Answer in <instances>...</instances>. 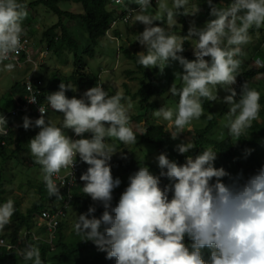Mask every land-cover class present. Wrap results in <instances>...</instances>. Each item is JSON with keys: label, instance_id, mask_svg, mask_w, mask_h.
<instances>
[{"label": "clouds", "instance_id": "clouds-1", "mask_svg": "<svg viewBox=\"0 0 264 264\" xmlns=\"http://www.w3.org/2000/svg\"><path fill=\"white\" fill-rule=\"evenodd\" d=\"M112 1L109 6H114L109 9L123 11L120 10L122 0ZM133 2L138 5L136 9L123 11V16L113 21L106 35L118 22L124 23L122 18L132 11L131 20L145 26L136 41L146 48V52L136 55L142 69L158 67L163 72L171 61H178L183 68L182 73L175 74L176 80L169 90L159 85L164 94L154 97L160 107L147 116L151 119L149 126L158 127L161 134H170L173 140L179 139L184 130L187 132L186 127L193 126L195 130L201 124L205 131H196L193 141L176 146V151L186 157L183 164L171 161L164 152L156 157L159 175L153 174L147 165L140 166L133 174H126L124 170L112 174L113 160L127 157H116L115 150L120 147L113 141L109 144L108 139L115 138L122 146L135 143L143 148L136 143L134 127L145 122L142 136L148 128L146 119L130 120L135 112L128 115L130 105L121 103L124 96L119 92L109 96L101 81L85 93L72 83L61 82L59 91L48 95L45 87L53 76L49 80L39 77L38 64L33 66L32 75L42 85L35 84L34 94L30 93L26 76L20 82L23 96L11 89L8 95L14 104L0 116V137L12 134L16 140L24 128H31L32 139L28 143L31 154L22 152L17 156L24 165L42 170L40 182H45L48 195L55 201H48L44 210L35 212L28 224L22 222L20 216H27L40 196L35 191L37 197L31 206L22 208L8 192L11 180L17 181L15 166L19 170L23 166L17 160L15 165L4 168L8 178L0 188L3 190L0 250L13 257L0 264H54L55 242L60 236L71 239L73 246L82 244L81 251L69 256L66 264H264V158L256 157L262 160L259 164L250 154L243 153L235 161L220 149L229 137L240 147V139L247 136L246 130L252 122L261 131L255 137L264 141L260 93L250 88L258 84L253 79H242L239 71L243 66L249 69L244 63L245 47L254 42L250 53L254 49V56L261 57L259 51L264 54V33L261 32L264 0H230L223 8L207 0L212 19L202 28L191 27L187 36L172 34L170 29L178 22L179 15H190L189 0H172L171 6L166 0ZM155 4L157 12L153 15L148 10ZM27 15V6L20 0H0V64L18 54L25 27L22 22ZM161 15H166L168 28L153 26ZM191 15L195 16L196 12ZM186 40L196 41L192 61L180 55ZM41 53H45L44 59L48 50ZM255 64L252 69H260L264 61L257 58ZM14 67V63H8L4 70L12 71ZM177 80L182 82V87H177ZM217 86L224 89L222 103L227 104L220 112L213 107L217 125L208 130V123L191 124L202 116L203 100L217 101L218 95L214 94ZM73 88H78L83 95L76 98ZM69 90L73 91L72 98L66 95ZM168 92L179 97L175 110L166 107ZM29 103L34 104L29 107ZM51 112L63 115L61 127L53 124L55 118L47 120ZM22 114L33 117L23 120ZM65 130L73 132L71 137ZM249 137L252 139V134ZM1 144L7 146L5 141ZM16 150L15 144L9 146L10 152L16 154ZM250 152L254 154L253 146ZM161 178L169 183L162 187ZM126 181L128 186L113 206V192L121 190V184ZM25 182L29 180L20 184ZM75 192L80 196L85 193L101 204L102 215L96 217V207L90 206L86 198L76 197ZM92 244L100 252L85 262Z\"/></svg>", "mask_w": 264, "mask_h": 264}, {"label": "trees", "instance_id": "trees-1", "mask_svg": "<svg viewBox=\"0 0 264 264\" xmlns=\"http://www.w3.org/2000/svg\"><path fill=\"white\" fill-rule=\"evenodd\" d=\"M73 2L81 4L83 7L82 13H71L69 11H63L59 8V4L61 2ZM112 0H35L30 6L27 8L30 9L32 5H39L43 4L46 6L47 9H49L51 12L56 14L59 17V22L49 29H47L43 34V41L47 43V49L50 52H53L55 55L60 56L65 50H70L74 52V69L69 77H61L59 73H56L53 75V77L50 79V82L45 87V93L52 94L57 91H59V85L61 82L65 83L66 85L73 84L76 87H78L83 93H85L87 90L95 87L99 82L100 79L98 76L86 71L87 69V63L83 59L82 54H86L89 56V58L95 57V48L98 46V42L102 37L106 36L107 31L110 29L111 24L114 20L117 19V16H123L125 12L115 10V9H109L108 5L110 4ZM207 1V0H206ZM225 0H212L213 5H216L217 7L223 8V2ZM21 3H26L21 0ZM233 2V1H232ZM231 2V3H232ZM230 3V2H229ZM204 12L201 16V25H205L207 21L212 19L210 16V7L208 3H206L204 6ZM66 18L69 22H79L84 27L85 31L87 32L88 39H87V46L84 50H80L78 47V41L77 39L70 34L67 26L63 23V19ZM178 18L180 19L181 23L186 24L187 23V16L179 15ZM162 20V19H160ZM261 27H264L263 25ZM253 29H257L255 26H253ZM185 36H187V30L185 27ZM60 32V33H59ZM251 32V30H249ZM261 32L264 33V29H261ZM191 46V43L189 40L184 41V52L180 53L183 57L188 59L189 61H192L195 59L194 53L192 51H189V48ZM124 54L135 63L140 68V71L143 72L142 69L143 66L139 65L137 63L138 57L136 56L138 54L137 51L134 53H131L128 50H123ZM259 56L264 58V54L259 51ZM238 58H241L238 56ZM210 60V58H206ZM177 61H174L176 63ZM239 71H241L240 77L242 79H246L247 81H251L252 79L255 80V83L258 85H255L250 88H255L260 93V101L262 104L261 108V116L264 117V66L260 69H246L243 66V69L239 68ZM130 73H132L130 71ZM148 75V74H146ZM258 75H262V78H257ZM149 76V75H148ZM150 76H154V78H151L149 82L142 81L141 88L134 94H131L129 90L126 91V94L124 95V98L121 102H123L127 97H131L132 100H137L139 105V114H135L133 116H130V120L133 119L135 121H145V118L150 115V112L153 110L158 109L160 106L157 104V102L154 100V97L162 96L164 94V90L159 86L158 82L155 79V74L150 73ZM21 84L15 83L12 87V92H20L22 96L24 95V91H21ZM23 87V86H22ZM127 87V86H126ZM128 88V87H127ZM66 95L69 98L73 97V91L69 90L66 92ZM18 100H21L20 98ZM14 103L10 102V106L7 105H0V116L2 113H5L9 111V107H11ZM213 102L208 100H203V114L198 119L200 123H204L209 125V128L212 126H216L218 123L217 116L215 114ZM223 114H225V111H223ZM23 120L25 117H28L29 119L33 117L32 114H26L23 115ZM18 117V116H17ZM148 124L147 132L144 133L142 136L136 138V143L139 144L142 147H145L146 150L148 149L149 145H153L154 149L157 150L158 154H162L166 152L168 154V158L171 161L177 162L179 164H183L185 162L186 157L184 155L179 154L176 151V146L179 143H176L175 141H172L170 134H161L162 130H160L158 127H155L154 125L149 126ZM198 123V122H197ZM34 126V125H33ZM198 132L205 131L203 129V125L198 124L196 127ZM247 136L240 139V147L234 145V141L231 137H229L226 141L223 142V144L220 145V149L227 151L228 158H233L235 161H239L240 157L243 155V153L250 154L248 155L250 158L255 159L259 164L262 160L257 159L258 158H264V141L257 139L255 137L256 134L261 133L259 125L256 122H252V126L246 130ZM33 131L31 128L28 130H24L17 136V139L15 140L12 138V134L9 136H3L0 137V188L3 186V172L4 168L8 166L9 164H14L15 161L19 159L17 155H20L22 152H26V154H31L30 149L28 146L29 141L31 138V133ZM39 132L38 130L33 133V136L37 135ZM253 136L249 137V135ZM240 138V137H239ZM2 141H5L7 143V146H3L1 143ZM12 144H15L17 146L16 154L9 151V146ZM250 146H253L255 148L254 154L250 152ZM119 148V147H117ZM149 158L145 159L143 162L145 165H147L150 168V171L155 174L159 175L160 169L158 167V162H156V158L153 163H150ZM232 160V159H231ZM114 165L112 167V174L119 172L121 170H124L126 174L128 172L130 174H133L134 172L139 170L140 164L138 161H136L133 157V155H127L126 160H117L116 158L113 160ZM144 165V166H145ZM14 168V167H13ZM114 176V175H113ZM126 178V177H125ZM123 177V179H125ZM129 181L123 182L121 184V190L114 191L113 192V206H115L119 202V198L121 194L125 191L126 187L128 186ZM169 183V181L165 178H161V186H165ZM32 187L36 188L37 194L40 196V199L38 202L35 203L34 208L30 209L27 213V216H20V219L22 222L28 224L29 220L32 219L35 212H40L42 209L46 208L47 202L52 201L54 202L55 199L53 197H50L48 195L46 184L45 182H40L39 184H35L33 182H28ZM118 192V195H117ZM3 194V190H0V199L1 195ZM75 196L78 197L80 194L78 192H75ZM80 197L86 198L90 206L96 207L97 211L95 213L96 217H100L104 211L103 206L99 203H96L92 201L91 197L86 196L85 193H83ZM171 198V197H170ZM80 200V198H79ZM17 208L18 205H15ZM38 210V211H36ZM187 241V238H186ZM190 242V241H187ZM191 243V242H190ZM57 254L54 259V264H66L68 262L69 256H75L77 255L81 249L82 244H78L76 246H73V243L70 240H65L64 236H60L58 240L55 242ZM98 248L92 244L89 252L86 254V260L85 262H89L91 258L94 255L99 254ZM13 255L1 252L0 250V262H6L7 258H12ZM206 261L209 260L208 257H204Z\"/></svg>", "mask_w": 264, "mask_h": 264}, {"label": "rangeland", "instance_id": "rangeland-1", "mask_svg": "<svg viewBox=\"0 0 264 264\" xmlns=\"http://www.w3.org/2000/svg\"><path fill=\"white\" fill-rule=\"evenodd\" d=\"M21 1V0H20ZM26 3V6H30L35 0H23ZM123 4L120 6V10H127V9H136L138 5H135L133 0H122ZM230 0H225L223 4H227ZM113 2V1H112ZM166 2L171 6L172 0H166ZM207 3L206 0H189V13L190 15L187 16V23H181L180 19L177 18V23L171 27L170 31L172 34L178 35V36H185V27L187 32H189V29L193 26L196 28H202L204 26L201 25V16L204 12V5ZM193 5L196 6L195 9H193ZM114 5H108V8H113ZM59 8L63 11H69L71 13H80L83 11V7L81 4L73 3V2H61L59 4ZM136 11H139L136 10ZM149 13L155 14L157 12L156 4L152 5L149 8ZM28 15L26 19L22 22V25H26L27 34L29 35L31 39L32 48L35 52V60L38 64L37 68V76L42 77L46 80H49L55 73H59L61 76H71L73 69H74V52L70 50H65L60 56L55 55L53 52L47 53L44 59L39 60V54L41 51L48 50L47 49V43L44 42L43 34L44 32L52 27L53 25L57 24L59 22V17L51 12L49 9L46 8L43 4L39 5H32L30 9L27 8ZM196 12L195 16H192L191 13ZM166 15H161L162 20L157 21L154 23L153 26H164L165 28H168V25L166 23ZM118 17V16H117ZM63 23L67 26L70 34H72L78 41V47L80 50H84L87 46V39L88 35L85 31L82 24L79 22H69L66 18H62ZM120 20V19H118ZM115 29H113L111 32H109L105 37H102L99 42L98 46L95 48V57L89 58L88 55L82 54L83 59L87 63V69L86 71L98 76L100 78V81L103 86L107 87V92L109 96L115 95L117 92H119L122 97L126 93L125 85L129 87L130 93L134 94L136 93L141 86L142 80L149 82L151 80L150 73H155V79L161 85L162 88L169 90L173 83L176 80L175 74L180 72H183L182 66L177 61L174 63V61H171L168 66L165 67L163 72L157 67V68H144L143 72H140V68L135 65L133 61H131L126 54H124L123 50H128L131 53H134L137 51L138 53L145 51L146 48L141 46L139 42L137 41V37L139 33H142L145 26L143 24L136 23L134 19H132L128 24L118 22V25ZM60 33V32H59ZM115 35L116 38L113 36ZM188 35V33H187ZM191 43V46L189 48V51L193 50V46L195 45V40H189ZM254 45V42L251 44ZM250 45V47H251ZM245 47V46H244ZM249 47V48H250ZM249 48L245 47L246 55L244 56V63L248 65L249 69L256 67V60L259 58L261 61H264L263 57H257L254 56V49L251 50V53L249 51ZM243 53V52H242ZM244 54V53H243ZM6 63L0 64V105H7L10 106L11 96L8 95L9 92H11L12 86L15 83H20L22 80L27 76H29L32 73V65H22L21 67L15 66L12 71H6L4 70V65ZM130 71L132 73H130ZM153 73V74H154ZM148 74V75H146ZM154 78V76H153ZM262 78V76H258L257 79ZM46 80L45 83H46ZM254 81V79L252 80ZM257 84V83H256ZM176 85L178 88L182 87V82L177 80ZM74 92L76 93V98L83 95L80 93V90L78 88H73ZM224 92V89L219 88L217 86V89H214V94L218 95L217 101L213 102L214 108L220 112V110L223 107H226L227 104L222 103L223 97L222 93ZM226 93V92H225ZM168 95L170 96L168 100ZM167 100L166 107L172 108L173 110L176 109L179 97L173 96L169 92L165 96ZM128 108V115H132L134 112L135 114H139V105L137 100L133 101L131 97L127 98L123 102ZM228 111L226 109V114H228ZM50 117H53L56 119V122H53L58 127L62 126L63 121V115L58 112H51L47 120L50 119ZM151 117V116H150ZM148 123L151 122V119L145 118ZM161 121H164L162 118H160ZM154 121V120H153ZM16 122V121H14ZM156 122V121H155ZM167 123V121H165ZM199 122L198 119H194L191 124H196ZM169 123V122H168ZM134 124V122H133ZM132 124V125H133ZM145 126V122L139 123L138 125H135L134 127V133L136 137H139L141 133L145 131L143 127ZM185 129H188L187 132L184 130L183 134L179 137L177 140H173L176 143L181 142H189L193 141V135L197 131V129L193 130L194 127H186ZM171 131V129H170ZM188 131H191L188 133ZM71 130H65V134L70 136L72 135ZM111 139V141H110ZM115 142L117 146L120 148L118 150H115L117 154H115L118 158L127 157V155H133L134 159L136 161L141 162L140 166H144V160L147 158H155L159 155L157 150H155L153 145H149L148 149L146 150L145 147L139 148L135 145V143L132 144H124L123 146L117 142L115 138H109L108 143ZM115 145V146H116ZM124 159V158H123ZM19 164L23 166L21 170H19L16 166L14 168L15 173L17 175L15 176L17 178V181L11 180V186L9 190V196L11 198H15L20 202V205L22 208L27 209V206L30 205L31 202H33L36 199V188H32L28 182H25L24 184H20L23 180H29L34 183H38L43 180V174L42 170H36L34 167H28L24 165L22 160L19 157ZM156 161V160H155ZM154 161L150 160V163H153ZM157 162V161H156ZM11 168V167H8ZM19 170V171H18ZM8 178V173L4 172L3 179L5 180ZM31 206V205H30ZM28 206V208L30 207Z\"/></svg>", "mask_w": 264, "mask_h": 264}, {"label": "built area", "instance_id": "built-area-1", "mask_svg": "<svg viewBox=\"0 0 264 264\" xmlns=\"http://www.w3.org/2000/svg\"><path fill=\"white\" fill-rule=\"evenodd\" d=\"M117 2H120V0H117ZM131 18H132V11H129L123 18V22L124 23H128L131 21ZM116 22L113 24L115 25ZM24 29V33L21 37V48L19 49L18 51V54H15L14 55V58L12 59H9V60H4L2 63H14L15 66H19L21 67L22 65H25V66H28V65H32L34 66V68L37 66V62L35 60V52L32 48V44H31V39L29 37V35L27 34V29L25 27H23ZM45 53H41L40 56H39V60H42V58L44 57ZM33 73H31L29 76H28V79H27V90L34 94V86L35 84L37 86H41L42 85V82L39 81V80H35V78L33 77L32 75ZM34 97V96H32ZM31 97V98H32ZM34 103H29L28 106L30 107L31 105H33ZM28 108V107H27Z\"/></svg>", "mask_w": 264, "mask_h": 264}, {"label": "crops", "instance_id": "crops-1", "mask_svg": "<svg viewBox=\"0 0 264 264\" xmlns=\"http://www.w3.org/2000/svg\"><path fill=\"white\" fill-rule=\"evenodd\" d=\"M83 12V11H82ZM82 12H80V13H82ZM24 26H26V25H24ZM264 26V25H263Z\"/></svg>", "mask_w": 264, "mask_h": 264}]
</instances>
